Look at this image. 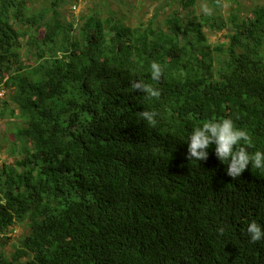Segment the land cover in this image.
<instances>
[{
  "label": "trees",
  "instance_id": "trees-1",
  "mask_svg": "<svg viewBox=\"0 0 264 264\" xmlns=\"http://www.w3.org/2000/svg\"><path fill=\"white\" fill-rule=\"evenodd\" d=\"M208 1L197 14V0H170L176 11L136 27L112 11L74 27L56 10L69 0L36 12L0 0V121L18 118L4 140L22 153L0 166V264H264V241L245 231L264 223V171L233 179L215 145L197 162L186 143L227 117L264 150V6L226 21ZM206 29H227L229 44L211 46ZM145 109L159 112L155 127ZM25 223L10 258L1 248Z\"/></svg>",
  "mask_w": 264,
  "mask_h": 264
},
{
  "label": "clouds",
  "instance_id": "clouds-1",
  "mask_svg": "<svg viewBox=\"0 0 264 264\" xmlns=\"http://www.w3.org/2000/svg\"><path fill=\"white\" fill-rule=\"evenodd\" d=\"M74 0H71L73 2ZM79 2L73 4L77 10ZM164 68L160 63L153 61L150 64L151 80L160 82ZM134 91L144 93L146 99L159 98L161 92L154 84L146 83L142 79L130 81ZM0 90V99L6 96V91ZM159 112L154 109H145L140 113L141 118L151 127L158 124ZM187 158L197 162L207 160L210 146L215 145V155L227 165V175L236 179L251 165L252 168L264 171V150L250 151L253 148V138L245 128L239 127L232 118L209 120L195 126L187 136ZM31 224V223H30ZM29 224V226H30ZM251 243L264 241V223L255 219L249 220L245 228ZM220 233L224 228L219 229Z\"/></svg>",
  "mask_w": 264,
  "mask_h": 264
},
{
  "label": "rangeland",
  "instance_id": "rangeland-1",
  "mask_svg": "<svg viewBox=\"0 0 264 264\" xmlns=\"http://www.w3.org/2000/svg\"><path fill=\"white\" fill-rule=\"evenodd\" d=\"M54 0H45V3L48 7L51 6V3ZM70 1V4L61 3L56 10L61 15L60 21L62 22H72L74 27H79L82 25V17L87 15H93L97 12H102L103 16H109L108 11H112L117 19H124V24L130 27H136L140 24L141 21H147L152 18L154 14L159 11V20H164L168 14L172 11H176L175 8L179 7L172 5L171 7H165L170 0H76L79 2V6L75 11L73 8V2ZM221 7L219 8V14L226 21L234 13V10L237 6L241 7V17H247L250 10L257 8L258 6H264V0H221ZM208 0H197V14L206 12L209 6ZM29 6L32 11L42 10L44 7H41V0H29ZM180 8L178 11H181ZM53 16V11H50L49 18ZM42 31V30H41ZM230 31V28H229ZM206 34L209 37V44L211 46H217L219 43H228L229 39L227 38L228 30L224 29L221 31L211 32L210 30H205ZM28 63H31V61ZM7 96V95H6ZM9 97V96H7ZM18 122V118H5L0 121V166L5 164H13L16 160L21 159L22 153L21 149L18 148L17 152H14V145L6 143L4 138L6 137V130L13 128L14 124ZM12 139V135L8 137ZM30 224L31 222H27ZM15 229L11 241H8L7 248L5 249V254L8 257H12L10 254V246L15 242L20 241V236L27 231L26 223L17 224L13 227Z\"/></svg>",
  "mask_w": 264,
  "mask_h": 264
},
{
  "label": "built area",
  "instance_id": "built-area-1",
  "mask_svg": "<svg viewBox=\"0 0 264 264\" xmlns=\"http://www.w3.org/2000/svg\"><path fill=\"white\" fill-rule=\"evenodd\" d=\"M74 8H76V7L74 6Z\"/></svg>",
  "mask_w": 264,
  "mask_h": 264
}]
</instances>
